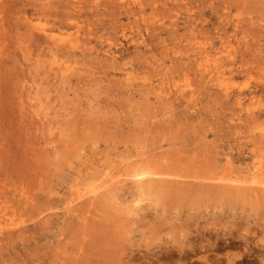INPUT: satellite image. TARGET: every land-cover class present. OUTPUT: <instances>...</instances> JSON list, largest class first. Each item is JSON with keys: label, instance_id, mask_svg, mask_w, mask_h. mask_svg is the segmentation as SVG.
Segmentation results:
<instances>
[{"label": "rangeland", "instance_id": "rangeland-1", "mask_svg": "<svg viewBox=\"0 0 264 264\" xmlns=\"http://www.w3.org/2000/svg\"><path fill=\"white\" fill-rule=\"evenodd\" d=\"M0 264H264V0H0Z\"/></svg>", "mask_w": 264, "mask_h": 264}, {"label": "clouds", "instance_id": "clouds-1", "mask_svg": "<svg viewBox=\"0 0 264 264\" xmlns=\"http://www.w3.org/2000/svg\"><path fill=\"white\" fill-rule=\"evenodd\" d=\"M153 188H148V187H142V188H135L136 193H137V200L139 201V203H136V201L133 204V207H138L141 204H152V205H156L158 204V200L156 197V192L153 191Z\"/></svg>", "mask_w": 264, "mask_h": 264}, {"label": "bare ground", "instance_id": "bare-ground-1", "mask_svg": "<svg viewBox=\"0 0 264 264\" xmlns=\"http://www.w3.org/2000/svg\"><path fill=\"white\" fill-rule=\"evenodd\" d=\"M72 42V41H71ZM216 50V49H215ZM65 71V70H64ZM133 74V73H132ZM165 77V76H164ZM120 88V87H119ZM156 91H157V89H155ZM133 91V90H132ZM135 94V93H134ZM164 97V96H163ZM145 98V97H144ZM157 98V97H156ZM160 100V99H159ZM165 100H166V98H165ZM148 102V101H147ZM149 102H151V101H149ZM188 102V101H187ZM153 103V102H152ZM151 103V104H152ZM165 103V102H164ZM167 103V102H166ZM144 107V106H143ZM152 107V106H151ZM168 107H170L169 106V104H168ZM162 109H163V107H162ZM163 111V110H162ZM152 113V112H151ZM105 114V113H104ZM147 114V113H146ZM106 115V114H105ZM144 122V121H143ZM176 122V121H175ZM96 123V122H95ZM209 155V154H208ZM165 162V161H164ZM168 163V162H167ZM201 170V169H200ZM145 171V170H144ZM147 171V170H146ZM146 175V174H145ZM151 175V174H150ZM141 176H144V175H142L141 174ZM141 176H136L137 178H139V177H141ZM147 176V175H146ZM156 176V175H155ZM168 176V175H167ZM118 177V176H117ZM164 177V176H163ZM115 178V177H114ZM161 178V177H160ZM104 181H105V179H104ZM103 183V182H102ZM183 183V182H182ZM199 183V182H198ZM138 185H140V184H138ZM99 186V185H98ZM100 187V186H99ZM94 188V187H93ZM101 188V187H100ZM98 189V188H97ZM96 189V190H97ZM99 191V190H98ZM89 192V191H88ZM189 192V191H188ZM97 193V192H96ZM220 193V192H219ZM232 194V193H231ZM231 196V195H230ZM95 200V199H94ZM6 203V202H5ZM91 204V203H90ZM78 210V209H77ZM83 212V211H82ZM85 213V212H84ZM102 221V220H101ZM105 221V220H104ZM208 235H209V233H208ZM207 235V236H208ZM228 235V234H227ZM215 236H217V235H215ZM209 239V238H208ZM193 241H194V239H192ZM80 241H82L81 239H80ZM201 241V240H200ZM247 241V240H246ZM203 247V246H202ZM190 252V251H189ZM248 252V251H247ZM200 253V252H199ZM207 254V253H206ZM187 255V254H186ZM81 257V256H80ZM111 259V258H110ZM89 260V259H88ZM80 261V260H79ZM107 261V260H106ZM88 263V262H87Z\"/></svg>", "mask_w": 264, "mask_h": 264}]
</instances>
